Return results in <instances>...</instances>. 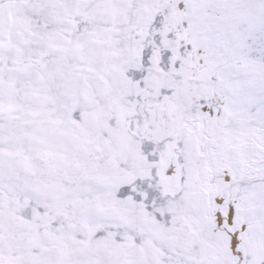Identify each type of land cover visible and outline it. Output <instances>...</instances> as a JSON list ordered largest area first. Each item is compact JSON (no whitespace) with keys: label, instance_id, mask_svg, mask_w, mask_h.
Wrapping results in <instances>:
<instances>
[{"label":"snow or ice","instance_id":"6c2138e0","mask_svg":"<svg viewBox=\"0 0 264 264\" xmlns=\"http://www.w3.org/2000/svg\"><path fill=\"white\" fill-rule=\"evenodd\" d=\"M0 264H264V0H0Z\"/></svg>","mask_w":264,"mask_h":264}]
</instances>
